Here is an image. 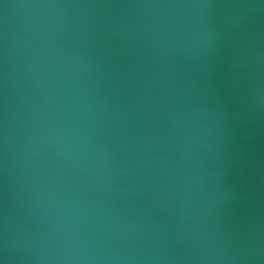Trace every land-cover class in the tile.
<instances>
[{
    "label": "water",
    "instance_id": "obj_1",
    "mask_svg": "<svg viewBox=\"0 0 264 264\" xmlns=\"http://www.w3.org/2000/svg\"><path fill=\"white\" fill-rule=\"evenodd\" d=\"M0 264H264V0H0Z\"/></svg>",
    "mask_w": 264,
    "mask_h": 264
}]
</instances>
